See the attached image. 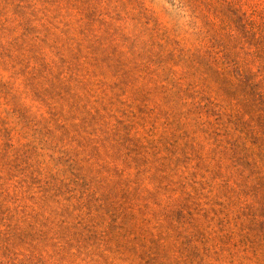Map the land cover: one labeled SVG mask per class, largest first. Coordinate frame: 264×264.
Masks as SVG:
<instances>
[{"label":"rangeland","instance_id":"1","mask_svg":"<svg viewBox=\"0 0 264 264\" xmlns=\"http://www.w3.org/2000/svg\"><path fill=\"white\" fill-rule=\"evenodd\" d=\"M0 264H264V0H0Z\"/></svg>","mask_w":264,"mask_h":264}]
</instances>
